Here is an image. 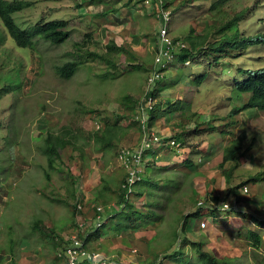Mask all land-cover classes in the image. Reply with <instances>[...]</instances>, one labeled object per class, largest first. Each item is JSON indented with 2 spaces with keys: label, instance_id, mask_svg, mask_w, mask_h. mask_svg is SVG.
<instances>
[{
  "label": "rangeland",
  "instance_id": "rangeland-1",
  "mask_svg": "<svg viewBox=\"0 0 264 264\" xmlns=\"http://www.w3.org/2000/svg\"><path fill=\"white\" fill-rule=\"evenodd\" d=\"M33 1L30 7L13 14L20 26L65 19L71 35L57 44L39 35L33 45L21 46L0 18V264H63V246H58L49 235L55 233L59 237L57 242L63 243L76 232L78 222L94 216V203L103 207L113 204L114 214L104 216L100 238L90 235V248L123 260L135 257L137 263L199 264L196 253L188 246L182 247L185 237L189 241H204V248L221 256L230 248L247 247L246 236L236 239L229 232L221 233V228H241L244 235L249 229L264 234L263 227L257 228L260 222L256 224L258 219L264 223V110L250 108L238 115L230 114L248 96L236 88L242 74L239 69L264 67V42L252 41L254 35L264 31V0H228L216 11L210 9L216 0H195L180 9L176 5L178 0H168L173 11L170 35L186 40L187 45L193 39L192 29L195 35L210 33L244 10L239 32L248 41L244 47L237 35L234 43L229 39L220 50L195 53L188 58L190 64L177 59L164 70L163 77L154 85L158 89L154 112L164 124L174 120L182 125L192 124L187 135L174 134L185 146H191L188 158L192 161L181 165V158L186 156L177 149L182 156L172 160V153L163 147L165 138L147 142L150 156L155 157L150 152L155 149L158 157L146 166L144 181L134 186L135 195L127 201L118 199L126 170L118 161L117 152L130 141L119 140L114 147H101L94 135L97 125L103 130L106 118L114 122L118 115L128 113L126 107L132 104L126 96L135 99L145 95L148 76L156 65L157 41L152 40V50L144 45L148 48L141 56L130 46L125 52L107 51L102 23L110 20L112 13L123 16L121 8L94 14L84 11V0ZM125 2L130 15L140 23L132 27V33L139 38H156L161 20L155 13L150 15L153 4L140 0ZM89 33L92 35L88 36ZM219 37L212 33L209 42ZM91 52L104 55L105 59L94 57ZM70 60L82 62L70 78L62 77L57 68ZM200 74L206 75L201 83L195 80ZM236 117L240 119L237 127L229 123ZM120 121V125L128 124L132 129L138 124L131 125L128 118ZM200 123L201 128L207 125L208 129L194 130ZM157 126L155 121L153 129L158 130ZM243 130L247 133L246 148L230 184L249 177L257 179L251 180L248 191L228 194L222 191L228 183L221 172L220 179L210 178L212 169L221 171L213 164H221L223 155L215 156L210 163L199 146L206 140L214 145L218 137H225L229 143ZM49 133L69 140L60 148V156L52 166L44 150ZM211 191L219 194L217 209L208 203ZM82 193H86L88 202ZM200 200L204 201L203 206L198 204ZM78 201L85 205L83 211L75 210ZM225 202L231 207H223ZM124 204L129 205L126 210ZM133 207L141 213L137 217L133 214L128 224L127 214L132 213ZM202 218L209 220L205 228L201 227ZM179 249L185 250L187 256H166ZM232 251L236 261L254 262L251 251ZM259 256L263 262L259 260L257 264H264V252Z\"/></svg>",
  "mask_w": 264,
  "mask_h": 264
},
{
  "label": "trees",
  "instance_id": "trees-1",
  "mask_svg": "<svg viewBox=\"0 0 264 264\" xmlns=\"http://www.w3.org/2000/svg\"><path fill=\"white\" fill-rule=\"evenodd\" d=\"M195 0H181L179 2V4L177 5V9L186 7V5L188 3H192ZM228 0H216V2H214L210 9L212 10H217L220 8H223L225 6V4L227 3ZM155 6H154V10L155 12L160 9V7H162L161 9H171L169 4L170 1L168 0H162V3H160L159 0H154ZM34 4L33 0H0V18L2 20V22L4 23L5 27L7 28L8 32L10 33V35L15 39L16 43L18 45L21 46H30L33 45L35 42V37L37 36H41L44 39L50 40L53 43H62L64 41H66L69 36L71 35V30L69 29V22L68 20L65 19H54V20H50V21H38L35 24L28 26V27H22L20 26L17 21L14 18V13L21 11L27 7H30L31 5ZM159 11V10H158ZM172 11V10H171ZM245 10L244 11H240L238 14H236L235 16H233L231 19H228L227 21H225L223 24H221L220 26H218L215 30L212 29V31L210 33L208 32H204V34H200V35H195L194 34V29L191 30L192 34H193V39L189 40L190 45H188L187 47L183 48L179 54L180 59H183L184 61H186L191 55L197 53L198 55H202V54H206V53H211V52H215L217 50L222 49L221 47H223V45L225 43H229V41L231 40L230 43H234L235 39L237 38V35L240 37V32H239V20L242 19V17L245 15ZM173 14V11H172ZM172 18V16H171ZM164 22L163 18L161 20V23ZM214 31V32H213ZM212 33L218 34L220 35L219 38L212 40V42L210 41V35ZM92 35V33L88 36ZM175 41L178 40V38L174 37ZM241 39V43L244 45H246L247 43V38L248 37H240ZM230 39V40H229ZM179 40H182L179 39ZM186 42V40H183ZM234 41V42H232ZM252 41L254 42H264V31L261 33H258L256 35L253 36ZM125 46L120 45L117 46L114 43H111L108 45V50H115L116 52L119 50L124 51ZM90 55H93L94 57H101L103 59L104 55H98L95 52H91ZM218 55H216L214 58H217ZM82 62V60H70L68 62H66L63 66H60L58 69L59 74L62 77L65 78H70L75 71L77 70L79 64ZM239 72L242 73L240 78L237 80L239 83L236 86V88L238 89V91L244 95H248L246 97V100L243 102L242 105L234 108L231 110L230 114L235 113L236 115H238L241 111L249 109V108H260L262 110H264V67L261 68H257V69H248V68H240ZM206 75L205 74H200L197 77H195V80L199 83H201L204 79H205ZM154 95L156 93V91L152 92ZM128 98V100L131 102L132 105L127 106L126 108L128 109V113L125 114H121L118 115L116 121L114 122H110L108 118H106L105 121V127L103 128V130L100 129L101 126L97 125V128L95 130V140L98 141L101 147H114L116 145V142H118L119 140H122L125 138L128 130L132 129V128H128L127 126H122L121 124V119L122 118H128L131 122V125H135V123L137 122V127L141 130L142 136H146L144 133L146 134H150L151 133V129L153 128L155 121L157 120V116L156 114H154L155 109H151L149 110L150 113L146 114V116H143V111H142V105H143V101H140L138 103V106H136V101L135 99H133L131 96H126ZM148 111V112H149ZM230 114L228 116H230ZM143 117H146V120L144 121L146 124L142 123V119ZM232 122V125L237 127L240 123V119L239 118H235L232 121H229V123ZM201 123L198 124V126H196V128L194 130H199V129H204L200 127ZM215 127V126H214ZM133 128V129H135ZM124 129V130H123ZM123 130V131H122ZM233 131V130H231ZM180 134H177V136H179ZM169 139V137H161V139ZM247 139V133L245 130H243L240 134L237 135V137L232 138L229 143L225 146L224 151H223V159L221 164H219V168L222 171V175L225 178V181L228 183V187H227V191L226 193H231L235 194V193H239L240 188H242L244 185H249V183L251 182L252 179H257V178H253V177H249L246 180H243L240 183H236L234 185L230 184V180L232 179V177L234 176V170L235 168H237L238 164H239V158L241 157V155L244 152V146H245V141ZM46 141H47V145L45 147V153L48 155V161H49V165H53V163L56 160L57 156H60V148H63L67 145L68 143V139L65 136H59V135H54L52 133H49L46 137ZM157 142V141H156ZM167 143V142H166ZM163 147H166L168 149V151H170L171 157L173 158V160H177L176 156L180 155V148L178 147H174L168 144H165ZM162 147V148H163ZM121 148H118V152L120 151ZM179 151H177V150ZM151 152H153L152 154L156 153L155 150L151 149ZM157 154V153H156ZM156 157H153V160H155ZM191 163L192 160L187 159L184 157L183 158V162L186 163ZM230 162L232 163V165H230ZM228 163V164H227ZM227 164V165H226ZM226 165V167H225ZM47 177L50 176V173L47 171ZM127 177V175H126ZM126 180V178H125ZM144 181V178H143ZM120 193H119V200L123 201L122 199H126V189L124 187H122V185H120L119 187ZM212 199L215 201V204L212 206V204L210 203V205L213 208H216L219 200V194H215L214 196H212ZM75 206V210H77V206ZM125 210V209H124ZM132 213L127 214V221L128 224L130 223V221L132 220L133 214H136L135 216L137 217V214L141 213L140 209L138 208H132ZM192 214V212H190L189 214H187V218L185 219L182 229L184 230V228L186 227V224L188 222L189 216ZM99 227L96 228L95 231L91 232V234H94L95 236H97L98 238H100V232L98 229ZM236 228H228V229H223L221 228L220 231L225 234V232H229L230 235L234 236L233 238L236 237V239H241L243 236H246L247 238V243L248 245L252 248V250H246V251H251L252 255L254 256V262H259V260L261 262H263V259L260 258V254L258 252V250H260V248L262 247V243L263 238H262V234H260L257 231H254L253 229H249L248 232L246 233V235H244V232H242L241 228L240 230H234ZM90 235V234H89ZM89 235L87 237H85V241H89ZM53 241L56 242V244L62 245L63 247L65 246L66 243H68V241H62L60 243L57 242V239L59 238L55 233L54 234H50L49 235ZM232 238V239H233ZM251 239V241H250ZM182 240H184V243L182 242ZM181 240V244L182 247H186L188 246L189 248L192 249V251H194L196 253V257H198L200 263L199 264H242L239 261H236V256H234V252L232 251L233 248H230L229 251L227 252V254H225L224 256L216 254L213 250H209L204 248V241H195V240H188V238H184ZM181 248V246H179ZM256 250V251H255ZM185 250L179 249V250H175L172 253L166 254V256H168L171 259H180L183 258L185 256H187L188 253L184 252ZM235 255L237 256H242L241 254H237L235 253ZM246 255V254H245ZM161 261V259H159ZM145 262V261H143ZM253 261L250 260V263H252ZM80 264H91L90 261L85 260L83 262H81ZM124 264H129L124 262Z\"/></svg>",
  "mask_w": 264,
  "mask_h": 264
},
{
  "label": "built area",
  "instance_id": "built-area-1",
  "mask_svg": "<svg viewBox=\"0 0 264 264\" xmlns=\"http://www.w3.org/2000/svg\"><path fill=\"white\" fill-rule=\"evenodd\" d=\"M147 4H153L154 0H141ZM162 3V0H159ZM163 18L164 22L161 23L159 31L158 44L156 46L157 54L155 58L156 65L152 68L151 74L148 76L146 84V93L142 99V111L143 116H146L149 110L154 109L157 99L151 93L155 83L163 77L164 70L174 64L177 59V53L183 48L187 47V44L182 40H176L170 35L169 24L171 21L172 11L171 9H161V14H158ZM189 61H187L188 63ZM146 117L142 119V123ZM149 139L151 141H160L161 135L154 129H152ZM171 145H179V142L175 138H171L167 141ZM144 145L136 146H123L118 152V160L125 167L128 175L123 183V187L126 189V195L129 197L133 193V187L138 180L141 179V163L143 160ZM248 187H244V191H247ZM79 208H83L81 202L78 203ZM105 208L101 205L96 207L95 220H89L86 218L83 222L78 224V228L75 233L71 234L66 241L62 256L64 257L63 264H80L83 260H88L92 264H124L122 259L115 255H109L103 251L91 249L88 246L85 237L88 236V228L94 223L96 226H100L103 222L102 214ZM87 230V231H86Z\"/></svg>",
  "mask_w": 264,
  "mask_h": 264
},
{
  "label": "crops",
  "instance_id": "crops-1",
  "mask_svg": "<svg viewBox=\"0 0 264 264\" xmlns=\"http://www.w3.org/2000/svg\"><path fill=\"white\" fill-rule=\"evenodd\" d=\"M180 1L181 0H178L177 4H179ZM82 2L85 3L84 11L92 12L94 14H101V13L107 11V10H110V12H112V11L114 12L115 8H118V9L121 8V11L123 12V16H118V15L115 16L112 13V17L110 18V20L104 21L102 23L103 24V28L101 29V31H103L105 33V36L107 35L106 41H104L105 44L107 45V47L111 43H114L117 46L124 45L125 48H127V46H130V47H132V49L137 54H139V56H141V55L146 53V50H147L148 47H145L144 45L150 46L149 49H151V50L154 48V45L152 46V43L155 44V42L158 39V36L156 38H152V39H149L147 37L139 38L137 35H134L132 33V31H133L132 27L133 26L137 27V25L139 26L140 23H139L138 20L133 19L132 15H130L129 8L125 7V3H126L125 0H118L116 3H115L114 0H100V2L98 4L93 3L90 0L89 1L88 0H84ZM114 3L118 4V6L115 7ZM161 8L162 7H160V9H158L159 11L157 10L155 12L156 9L154 10V8L151 7L150 10H149L150 15H153L155 13L156 17L161 20V17L158 15L159 13L161 14ZM137 10H141V8L137 7ZM137 21H138V23H137ZM95 33H97V32H95ZM152 40H155V42L152 41ZM151 46H152V48H151ZM107 51H109V50H107ZM123 52H125V50ZM179 59H180V57H179ZM145 93H146V91H145ZM143 97H144V94L140 95L139 97H135V102L138 101V102H136V106H138V103L140 101H142ZM174 112H178V111H174ZM154 114H156V113L154 112ZM246 114H248V113H246ZM174 115H175V113H174ZM157 117H158L157 120H156L157 125H158L157 127L159 128L161 133H164L166 135H169V134H172V133H179V134L187 135L188 131L191 130V125L192 124H190V123L182 125L180 122L176 123V120H174L172 123L164 124L162 119H161V117L160 116H157ZM241 120H243V119H241ZM126 125L129 126L128 124H126ZM205 128H207V125H206V127H204V129ZM127 133L128 134H126V136L124 138V139H127V140L130 141V144H127V145H131V144L134 145V144H137V143L140 142V139H141V136H142V133H141L140 129H138V128L130 129V130H128ZM217 139L218 140H217L216 143H214V145H213L212 141L208 142L206 140L205 143H203L201 146H199L200 147V151L207 152V153H205L206 154V159L208 158V162H210V163L212 162V160L214 159L215 156L218 155L220 157L221 155H223V150H224L226 144L228 143V140L225 137H218ZM125 145H126V142H125ZM222 145H223V148H221ZM186 146L184 145L183 150H182L183 153H184L183 156H186V155L189 156V154L192 152L191 146L190 145L189 146L186 145ZM188 149H189V152H186V150H188ZM103 151H104V149L102 150V154L105 155ZM153 156H155V153L153 154ZM181 156L182 155L176 156L177 160H179L181 158ZM171 159L173 160V158H171ZM182 159H183V157H182ZM188 159H190V158H188ZM220 162H222V160ZM213 165L214 166H219V163L217 165H215V164H213ZM219 172L222 173V171H219L217 168L216 169H212V176L210 178L214 179V178L218 177L220 179ZM209 184L212 185L211 188L215 189V186H214V184L212 182L209 183ZM223 187H222L223 188L222 191L226 192L228 185H227V187L226 186H223ZM206 188L208 189L207 186H206ZM239 193H240V190H239ZM215 194H218V193L215 192ZM262 220L263 219H258L256 221V224L258 222H260L259 226L257 228H261V227L264 228V226H263L264 223H262ZM229 221H231V220H229ZM232 221H236V220L233 218ZM212 227L215 228L214 226H212ZM262 238H263V241H264V234L263 233H262ZM209 239H210V241L213 242V240L211 238H209ZM91 240H92V238L90 239V241ZM245 245L247 246L246 248H244L242 246H236L234 248V250L237 251V249H239L241 252H245V253L249 252V251H246V250H252V248L248 245L247 242H245ZM263 246H264V242L262 243V247L260 248V250H258L259 253H263L264 252ZM255 263L257 264L259 262H257V261L256 262H252V264H255ZM4 264H8V262H5ZM32 264H33V262H32ZM37 264H40V263H37Z\"/></svg>",
  "mask_w": 264,
  "mask_h": 264
},
{
  "label": "clouds",
  "instance_id": "clouds-1",
  "mask_svg": "<svg viewBox=\"0 0 264 264\" xmlns=\"http://www.w3.org/2000/svg\"><path fill=\"white\" fill-rule=\"evenodd\" d=\"M160 27H161V25H160ZM170 30V29H169ZM160 31V30H159ZM159 31H158V36H159ZM158 39H159V37H158ZM179 40V39H178ZM183 41V40H182ZM185 42V41H184ZM186 43V42H185ZM157 44H158V40H157ZM157 44H156V46H157ZM187 44V43H186ZM188 46V45H187ZM181 52H178L177 53V59H179V54H180ZM176 59V60H177ZM187 61H189L188 63H187ZM176 62V61H175ZM190 59H187L186 61H185V64H190ZM159 81V80H158ZM157 83V82H156ZM154 91H156V92H158V89L157 90H155L154 89V86H153V89H152V91H151V93L152 92H154ZM153 94V93H152ZM154 95V94H153ZM155 97H157L158 96V93H157V95H156V93H155V95H154ZM157 99V98H156ZM156 105H157V102H156ZM156 105H155V107H154V109H156ZM250 109V108H249ZM148 113H150V111L148 112ZM147 113V114H148ZM228 116V115H227ZM224 117H226V116H224ZM153 129V128H152ZM151 129V130H152ZM207 129H208V127H207ZM160 135H161V137H169V139H166L167 141L168 140H170L171 138H175L176 139V141L177 142H179V145L177 146V145H171V144H168V143H165V144H168V145H171V146H174V147H178V148H180V151H182L183 150V147H184V143L182 142V141H180L176 136H174V134L175 133H172V134H169V135H166V134H164V133H161V131L158 129V130H156ZM146 136L142 139V140H140V142L139 143H137V144H134V145H127V146H136V145H144V151H143V160H142V163H141V168H142V172H141V179L140 180H138L137 182H136V184H138L139 182H141V181H143V173H144V170L146 169V166H149V165H151L152 163H153V157H151L150 156V154H149V151H147L148 150V146H147V142H156V141H151L150 139H149V136H150V134H146V133H144ZM163 134V135H162ZM162 140V139H161ZM166 141V142H167ZM158 142V141H157ZM227 145V144H226ZM123 146H126V145H123ZM123 146H121L120 148H122ZM187 147V146H186ZM245 147V146H244ZM246 148V147H245ZM245 148H244V151H245ZM153 150H155V149H153ZM156 151V150H155ZM224 151V150H223ZM151 152V151H150ZM186 152H189V149L188 150H186ZM157 153V152H156ZM155 153V157L157 158L158 157V154H156ZM204 153H207V152H205L204 151ZM148 154V155H147ZM243 155V154H242ZM242 155H241V157H242ZM150 157V158H149ZM117 158H118V152H117ZM186 160L188 159V155H186ZM191 159V158H190ZM181 160H182V162H181V165H183V164H185L184 162H183V159L181 158ZM119 161V160H118ZM120 162V161H119ZM186 162V161H185ZM122 165V164H121ZM124 167V166H123ZM125 168V167H124ZM126 170V169H125ZM126 175H128V173H127V171H126ZM223 176V175H222ZM127 178V177H126ZM225 179V178H224ZM125 182V181H124ZM124 182H122V187H123V183ZM135 184V185H136ZM134 185V186H135ZM245 186H247L248 188H250V186L249 185H244L241 189H240V192L242 191H244L243 189H244V187ZM248 191V190H247ZM213 191H211L210 192V194H209V196H210V198H208L209 200H210V202H208L209 204L211 203V201L213 200L212 199V196H214L215 195V192L214 193H212ZM82 195V197L85 199V201H87L88 202V196L86 195V193H82L81 194ZM135 195V193H134V187H133V193L129 196V197H126V199H123V201H127L128 200V198H131V199H133V196ZM217 195V194H216ZM127 196V195H126ZM80 201H78L77 202V210H80V211H83L84 209H85V205L83 204V208H79L78 207V203H79ZM203 202L204 201H202V200H200V201H198V204L200 205V206H203ZM207 203V202H206ZM212 204V206L215 204L214 202H212L211 203ZM98 205H95V203L93 204V206L91 207V209H93V211H94V216L92 217V218H88L89 220H95V218H96V207H97ZM129 207V205H127V204H124L123 205V208L125 209L126 207ZM220 205H217V207L215 208V209H217L218 207H219ZM223 207H226V208H230L231 207V204H229L228 202H225L224 203V205H223ZM105 208V210L103 211V212H101V214H102V218H103V220H104V216L105 215H107L108 217L109 216H111L112 214H114L113 212H114V207H113V204H110L108 207L106 206V207H104ZM126 210V209H125ZM193 211V210H192ZM191 211V212H192ZM236 211V210H235ZM190 213V212H189ZM188 213V214H189ZM84 215V214H83ZM78 222V221H77ZM207 222H209V220H207V221H205V218H202V223H201V227H203V228H205L206 226H207ZM211 223V222H210ZM78 224H79V222H78ZM102 224H103V222H102ZM102 224L100 225V226H102ZM218 225H221V224H218ZM100 226H96L95 225V223L92 225V226H90L89 228H88V231H89V234L91 235V232H93V231H95L96 230V228L97 227H99L98 229H100L101 227ZM213 226V224L211 223V227ZM215 227V226H214ZM222 233V232H221ZM88 234V235H89ZM90 235H89V241H87V243H88V246H89V242H90V239L92 238V237H90ZM70 236V235H69ZM68 236V237H69ZM68 237H66V240H67V238ZM87 237V236H86ZM65 240V241H66ZM89 248H90V246H89ZM63 249H64V247H63ZM92 249V248H91ZM96 250H99V249H96ZM100 251H103V250H100ZM103 252H105V251H103ZM106 253V252H105ZM109 255H113V254H109ZM61 256H62V252H61ZM63 257V256H62ZM120 257V256H119ZM121 258V257H120ZM122 259V258H121ZM135 259V257L133 258V259H130V258H128V259H122V261H123V263L124 262H126V263H129V264H159V262H150V263H142V262H140V263H137V261L138 260H134ZM162 260H163V258H161ZM83 261H85V260H83ZM82 261V262H83ZM160 261V260H159ZM63 262H64V257H63ZM146 262V261H145ZM81 263V262H80ZM92 264V263H91Z\"/></svg>",
  "mask_w": 264,
  "mask_h": 264
}]
</instances>
